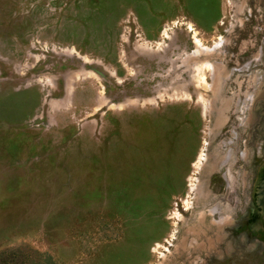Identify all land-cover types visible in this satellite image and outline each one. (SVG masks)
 <instances>
[{"label": "rangeland", "instance_id": "obj_1", "mask_svg": "<svg viewBox=\"0 0 264 264\" xmlns=\"http://www.w3.org/2000/svg\"><path fill=\"white\" fill-rule=\"evenodd\" d=\"M0 264H264V0H0Z\"/></svg>", "mask_w": 264, "mask_h": 264}]
</instances>
